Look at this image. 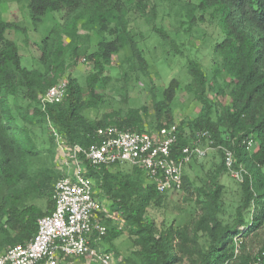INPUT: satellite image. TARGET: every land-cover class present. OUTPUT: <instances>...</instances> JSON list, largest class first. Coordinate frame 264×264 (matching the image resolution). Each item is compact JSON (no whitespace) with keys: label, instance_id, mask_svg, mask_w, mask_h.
Returning <instances> with one entry per match:
<instances>
[{"label":"trees","instance_id":"obj_1","mask_svg":"<svg viewBox=\"0 0 264 264\" xmlns=\"http://www.w3.org/2000/svg\"><path fill=\"white\" fill-rule=\"evenodd\" d=\"M153 1L0 0V252L28 242L36 233L37 219L53 210V186L58 178L33 168L37 152L28 127L34 121L48 119L67 144L83 148L97 143L96 131L100 128L146 132L142 127L146 107L125 113L111 111L99 118L89 116L105 106L100 90L109 79L102 75L114 55L126 51L121 60L126 67L120 68L123 82L129 77L136 82L138 73L148 75L149 65L138 47L128 15L152 13L156 7ZM176 1L181 3L182 33L191 34L208 17L216 22L220 39L212 47L209 79L197 62L186 63L189 85H194L201 109L197 117L175 127L177 140L172 157L177 158L180 149L193 146L197 135L208 132L216 145L233 153L235 166L246 170L243 183L238 184L242 198L234 216L224 223L220 217L224 191L219 178L226 169L219 152L218 165L209 178L210 187L202 191L206 200H198V216L189 224L159 230L146 211L151 204H161L164 194L156 190L144 170L132 167L131 171H115L118 164L92 167L84 161L86 176L96 182L99 195L110 202L112 218L105 222L107 232L102 243L124 235L130 238L137 259L130 264H178L183 258L191 260V264H253L258 260L264 264V0ZM8 3L17 7L13 17L26 9L35 30L51 22L39 47L42 70L22 67L17 45L6 37L9 31L24 32L17 22L4 20L2 6ZM151 32L167 46L166 52L181 54L163 29L153 25ZM180 34L179 29L175 38ZM90 37L96 47L93 51L88 43ZM82 58L91 63L92 69L85 85L70 73ZM64 75V98L41 109L38 97ZM122 88L121 95L126 100ZM178 89L179 81L171 80L162 92V100L154 103L158 114L170 113L169 106ZM220 97L228 98V103L220 105L215 101ZM199 142L205 140L201 137ZM187 181L183 175L182 191L188 190ZM39 191L46 192L44 211L32 202ZM249 210L251 219L244 216ZM249 240L257 241L255 253L249 250Z\"/></svg>","mask_w":264,"mask_h":264},{"label":"rangeland","instance_id":"obj_2","mask_svg":"<svg viewBox=\"0 0 264 264\" xmlns=\"http://www.w3.org/2000/svg\"><path fill=\"white\" fill-rule=\"evenodd\" d=\"M153 4L156 7L152 13L145 12L143 15H139L130 12L128 15L129 25L136 35L138 47L143 50L144 58L148 62V75L138 73L136 82L134 77H129L126 83L123 82L120 68L126 67V65L121 64L126 51L114 55L110 61V67L102 75L109 79L104 89L100 90V93L104 94L105 106L98 112H89L90 116L87 113L86 116L99 118L104 113L111 111L119 110L125 113L128 109L146 107L147 113L142 117V127L147 133L160 136L178 126L182 121L198 116L201 105L195 99L194 85H189L191 79L186 69V63L188 60L197 62L209 79L212 69L211 51L214 43L219 41L220 33L216 27V22L208 17L197 24L198 26L191 34L182 33L181 28H179L180 19H183L180 9L181 3L176 0H154ZM16 8L13 3L4 4L2 6L4 20L17 22L24 29V32L22 30L18 32L9 31L6 37L13 40L17 45L22 67L42 70L38 62L39 47L47 30L52 27L51 22L48 20L35 30L30 23L26 9H22L16 17H13L12 13ZM21 17L22 22H20ZM56 19L61 22L60 15H57ZM153 25L163 29L174 40L181 54L166 52L167 46L163 45L162 40L151 32ZM179 29L181 34L175 38L174 33ZM80 33L84 34L83 31ZM66 42L67 40L64 39V43ZM88 43L91 46V51L96 49L92 45L94 41L91 37ZM91 71V63L82 58L71 69L70 73L81 85H85L86 77ZM173 79L179 81V89L169 106L170 113L168 115L166 113L158 114L154 108V103L162 100L163 90ZM62 80H66V75L59 79V81ZM121 88L126 93V100H123ZM205 90L208 91V87ZM215 101L220 105H225L228 103V98L220 97L216 98ZM28 129L37 152V156L32 161L33 168L43 174L52 173L59 178L65 171L57 158L53 125L48 119L41 118L34 121V124ZM205 144V142L196 140L191 145L204 148ZM219 156V152L212 150L202 158H193L183 171V175H186L188 179V190L161 193L164 194V201L159 205H149L146 214L149 219L155 222L157 229L162 230L170 225L177 227L189 224L198 216L201 208L198 200H206L202 191L210 187L209 178L211 172L216 168L215 166L218 165ZM114 170L131 171L132 167L127 164H119ZM219 183L223 185L224 191L221 196L220 217L226 223L234 216L236 207L240 204L242 190L227 173L220 175ZM46 199V192L39 191V193H35L32 202L38 209L44 211L47 209ZM248 213V215L245 213L244 216L251 219V210ZM256 242L250 241L248 243L249 250L253 253L258 249ZM99 248L112 254V264H130V261L137 260L134 253L136 247L132 240L125 235L101 243ZM65 264L94 263L88 262L86 259L73 258L68 259ZM178 264H191V260L183 258Z\"/></svg>","mask_w":264,"mask_h":264},{"label":"built area","instance_id":"obj_3","mask_svg":"<svg viewBox=\"0 0 264 264\" xmlns=\"http://www.w3.org/2000/svg\"><path fill=\"white\" fill-rule=\"evenodd\" d=\"M66 93V81H58L38 97L41 109L59 103ZM205 147L188 146L172 157L177 137L175 128L160 136L147 132L100 128L97 143L86 148L67 144L56 130L53 138L57 158L64 173L53 186V210L37 219L36 233L24 244L0 252V264H65L68 259H86L94 264H112V254L99 245L106 235L105 222L112 218L110 202L99 195L96 182L86 176L84 161L92 167L127 164L145 171L160 193L179 191L183 171L193 158H202L216 150L223 156L226 173L238 184L243 183L246 170L235 166L233 153L216 145L208 132L197 135ZM251 146V141L247 142ZM264 255V252L262 253ZM253 264H263L260 260Z\"/></svg>","mask_w":264,"mask_h":264}]
</instances>
